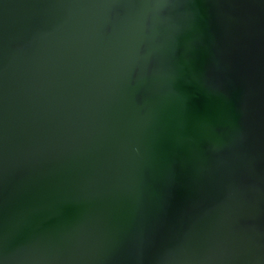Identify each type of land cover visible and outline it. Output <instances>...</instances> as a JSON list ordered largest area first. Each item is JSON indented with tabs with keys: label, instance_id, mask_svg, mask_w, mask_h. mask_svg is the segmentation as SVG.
<instances>
[{
	"label": "water",
	"instance_id": "obj_1",
	"mask_svg": "<svg viewBox=\"0 0 264 264\" xmlns=\"http://www.w3.org/2000/svg\"><path fill=\"white\" fill-rule=\"evenodd\" d=\"M0 264H264V0H0Z\"/></svg>",
	"mask_w": 264,
	"mask_h": 264
}]
</instances>
